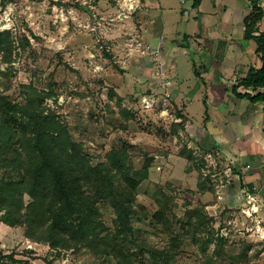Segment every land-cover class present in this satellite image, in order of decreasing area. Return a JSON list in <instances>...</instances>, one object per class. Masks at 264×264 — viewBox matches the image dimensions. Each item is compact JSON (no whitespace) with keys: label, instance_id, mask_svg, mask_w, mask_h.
I'll list each match as a JSON object with an SVG mask.
<instances>
[{"label":"rangeland","instance_id":"374dc122","mask_svg":"<svg viewBox=\"0 0 264 264\" xmlns=\"http://www.w3.org/2000/svg\"><path fill=\"white\" fill-rule=\"evenodd\" d=\"M103 1L0 0V32L11 31L16 47L13 62L1 65L6 73L2 86L8 87L5 95L21 102L30 87L41 95L48 94L46 106L70 129L73 139L83 144L94 164L107 161L114 149L124 146L134 172L148 164V176L140 184L135 202L139 211L131 216V237L137 238L134 250L145 242L162 249L172 237L179 236V255L171 264H210V258L211 264H264V213L259 206L264 209V199L248 203L250 195L264 194V166L248 162L245 154L235 158L224 154L208 137L215 133L214 122L230 121L227 132L237 135V119L231 121L224 112L232 106L238 116L256 109L251 110L245 101L240 104L241 100L231 95L220 106L222 118L210 108L214 121L208 128L206 112L212 104H205L204 95L211 83H216L213 76H207L208 84L202 83V98L198 95L185 102L186 110L172 98L176 83L163 84L167 77L173 79L171 63L179 65L178 84L191 89L201 84L193 64L200 65V59L202 64L209 62L213 56L210 47L177 48L166 35L162 52L166 60L161 59L157 50L149 49L153 39L142 35L135 14L129 19L119 17L129 13V7L119 6L117 0ZM173 1H183V33H195L199 23L197 11L192 10L193 0ZM227 1L235 11L232 2L238 1L237 7L244 3ZM212 2L206 1L205 12L214 11ZM252 44L248 57L256 60V43ZM231 85L227 84L228 90ZM184 111L191 131L185 127L188 119L181 123L179 118ZM199 130L202 143L195 144ZM250 181L257 183L250 187ZM258 181L260 187L256 186ZM253 204L259 211H252ZM100 207L103 222L114 231L115 209L109 202H101ZM162 207L168 213L170 232L153 219ZM202 207L211 220L199 224L196 235L184 230L181 221L197 208L202 216ZM49 261L116 264L85 248L53 249L28 239L23 226L11 227L0 221V264Z\"/></svg>","mask_w":264,"mask_h":264},{"label":"trees","instance_id":"16d2710c","mask_svg":"<svg viewBox=\"0 0 264 264\" xmlns=\"http://www.w3.org/2000/svg\"><path fill=\"white\" fill-rule=\"evenodd\" d=\"M193 1V8L202 2ZM252 5L244 19V38L256 42L262 66L251 68L232 86V93L252 104H264V32L257 29L264 11L258 0H252ZM15 49L11 31L0 32V221L23 226L28 239L53 249L85 248L116 264H171L179 255V236L162 249L146 242L136 250L132 247L137 238L131 237V216L139 211L135 202L140 184L148 176V164L134 172L125 146L114 149L107 161L94 164L83 144L73 139L70 129L46 106L48 94L30 87L21 102L10 100L4 92L8 87L2 86L6 73L1 65L13 62ZM241 87L251 92H240ZM179 118L181 123L186 121L183 114ZM101 202H109L115 209L114 231L101 218ZM202 209V216L199 208L188 212L181 221L184 230L195 234L199 224L211 220ZM167 214L162 207L153 219L170 232Z\"/></svg>","mask_w":264,"mask_h":264},{"label":"crops","instance_id":"0c3cea01","mask_svg":"<svg viewBox=\"0 0 264 264\" xmlns=\"http://www.w3.org/2000/svg\"><path fill=\"white\" fill-rule=\"evenodd\" d=\"M117 1L119 2V6L125 8L129 7V13H122L119 15V17H125L126 19H129L130 15L135 14L137 23L141 24V28L143 30L142 35H144V37L149 35L153 39V42L149 45V49L151 50L152 47L153 49L157 50L156 54L161 56V59L164 58L166 60V58L163 57V53H165L164 47L166 46V35H170L172 37L171 42L176 45L177 48L185 49L191 48L196 45L198 49L201 50L203 46L210 47L213 55L211 60L209 62L207 61L205 64H202V59H200V65H198L196 62L193 64V71L201 81V84L196 83L194 89H191L190 86H187L185 84L184 86L180 83L178 84V82L175 81L176 78L178 79L180 72L179 65L176 63H171V70H174V74L172 75L173 79H169V77L166 76L169 80L176 83L175 85L178 87L172 89V98L174 99V101L178 99V101L183 103V106H185V110L187 106L185 102L194 101L196 99L195 97H197L198 95H201L202 98V92L200 91H202V83L208 84L207 76L211 75V77H214L216 83H211L209 91H207L204 95L205 104H212L211 107L210 105H208L207 107V127H211V122L214 121L212 120L213 117L210 114V108H213L216 114L218 113V118H222L223 112H221L220 106L224 104L223 102H226V97L229 98L232 95V98L233 96L237 98L232 93V86L238 84L240 79L244 78L251 68H260L262 66V61H260V57L257 53L256 60H250L248 57L249 55L247 49L254 47L252 43L255 41L246 40L244 38V19L253 10L252 0H242L244 3L240 5V7L236 6V4H238V1L232 2L233 7L237 9L236 11L232 9V7H230L227 0H213V12L204 11L205 3L207 0H202L198 8L192 7V10L197 11L198 13L195 18L199 23L196 26L195 33L193 34L183 33L182 31V23L186 15L184 8H180V4H183V1H179L178 3L177 1L173 0ZM258 1L259 5L264 11V0ZM257 29L258 33L264 32V18L258 23ZM181 40H183L184 43ZM242 42L244 43L242 44ZM256 49L257 44L255 46V52ZM180 51L181 50H179L178 52L184 54V52ZM173 52H177L175 48H173ZM182 70L183 71L181 73H184L183 68ZM162 71L165 74L166 71ZM161 81H163V79L159 80V82ZM228 83L232 84L230 90H228L227 87ZM221 90H224V92H221ZM239 91L251 92L250 90H246L243 87H241ZM239 100H241L240 104L242 103V101H245L247 105L250 106L251 110L254 108L256 110L255 112L247 110V113L241 116L236 115L235 106H232L231 111L228 109L224 111L228 112V117L226 116V118L230 119L231 121L237 119V135H235L234 132H227V129L229 127L227 125L230 124L229 120V123L214 122V124L216 125V128L214 130L215 133H210V135L206 132L205 133L207 136L209 135L208 137L213 142V144L221 149L224 154H231L234 158L237 155L242 156V154H245L243 156L245 160H248V162L251 161L253 163H256L257 165L259 163V165H261L260 167H263L264 104H252L247 99ZM216 102H218V104ZM213 103L215 105H213ZM183 114L186 120L188 119V125H186V130L188 131L190 129V119L185 111L183 112ZM198 133L200 134L198 136L199 140H197V138V142L195 144L202 143V130H199L195 135H197ZM238 142H241L240 147L237 145ZM248 168H250V166H248ZM255 183L257 182L250 181L249 186L253 187ZM256 186L260 187L259 181ZM257 196L264 199V194H261V192H259Z\"/></svg>","mask_w":264,"mask_h":264},{"label":"built area","instance_id":"2783aa9c","mask_svg":"<svg viewBox=\"0 0 264 264\" xmlns=\"http://www.w3.org/2000/svg\"><path fill=\"white\" fill-rule=\"evenodd\" d=\"M163 77H165L166 78V76H165V74L163 75ZM173 84V82L171 81V80H169V79H167V80H164V84H163V86H166V87H168V86H170V85H172ZM250 197V200L248 201V203L249 204H251L252 202L253 203H256L257 202V198H258V196H256V195H250L249 196ZM260 207H261V210L263 211V213H264V209H263V206L262 205H259ZM259 206L257 207L255 204H253V207H252V211L253 212H257V211H259ZM249 215H251V212L250 213H248ZM261 223V222H260ZM259 223V224H260ZM259 228H261V226H259ZM263 230H264V228H262ZM263 238H264V234H263V236H262Z\"/></svg>","mask_w":264,"mask_h":264}]
</instances>
